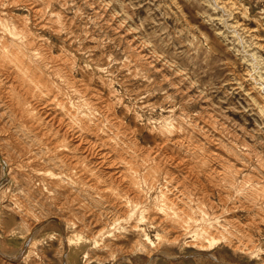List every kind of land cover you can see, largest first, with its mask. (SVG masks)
Returning <instances> with one entry per match:
<instances>
[{
    "label": "rangeland",
    "instance_id": "obj_1",
    "mask_svg": "<svg viewBox=\"0 0 264 264\" xmlns=\"http://www.w3.org/2000/svg\"><path fill=\"white\" fill-rule=\"evenodd\" d=\"M0 14V42H10L4 50L12 53L0 65L8 78L0 92V156L7 162L0 159V264L264 263V0H0ZM19 51L29 60L24 79L37 71L51 81L49 91L32 83L54 102L42 109L36 143L26 141L12 102ZM84 116L124 147L113 157L118 184L97 181L96 190L110 198L95 217L88 195L64 180L76 168L51 160L62 151L66 122ZM39 176L64 177L65 187ZM131 226L160 256L137 249Z\"/></svg>",
    "mask_w": 264,
    "mask_h": 264
},
{
    "label": "bare ground",
    "instance_id": "obj_2",
    "mask_svg": "<svg viewBox=\"0 0 264 264\" xmlns=\"http://www.w3.org/2000/svg\"><path fill=\"white\" fill-rule=\"evenodd\" d=\"M2 1V0H1ZM11 1V0H10ZM8 2V1H7ZM6 2V3H7ZM27 3V2H26ZM43 3V2H42ZM218 3V2H217ZM224 3V2H223ZM5 4V3H4ZM8 4H9V2H8ZM7 4V5H8ZM23 4H24V2H23ZM64 4V3H63ZM7 5H5V7L7 6ZM10 5H12L13 6V4H10ZM20 6H22L21 4H19ZM40 6V5H39ZM39 6H38V8H39ZM55 6V5H54ZM9 7V6H8ZM11 7V6H10ZM14 7V6H13ZM12 7V8H13ZM29 7V6H28ZM27 7V8H28ZM3 8V7H2ZM24 8V7H23ZM7 9V8H6ZM2 10V9H1ZM10 12H12L11 10H10ZM65 16V15H64ZM13 17V15H9V17H8V15H7V17L6 18H12ZM58 17H60V16H58ZM2 19H4L5 20V17H2V14H0V23H1V21H2ZM59 19V18H58ZM8 20V19H7ZM24 20V19H23ZM19 25V24H18ZM61 26V25H60ZM15 34H16V32H15ZM62 35V34H61ZM5 38V37H4ZM1 44H0V65H2V64H4L5 62H7V61H10L11 60V58H9V55L10 56H12V53L11 52H9L10 54H8V55H6L7 54V52L4 50L5 48H7L6 47V45H8L10 42H8L6 39L4 40V41H2V42H0ZM11 45H13V44H11ZM46 45V44H45ZM49 45V44H48ZM36 50H37V48H36ZM55 51V50H54ZM20 53H17V58L15 59V57H12L13 58V60H14V64H15V62H17V73H19V75L17 76V80H18V86H17V90L15 91L13 88L10 90L11 91V93H12V95H13V99L12 98H10V99H12V102H14L15 100H16V102H17V112H15V113H17V117L16 118H19V121H18V123L20 122V119L22 120V122L24 123V127H25V130H23V132H24V134L27 136L26 137V141L27 142H32V141H34L35 140V142L34 143H36V139H40V129H38V127H39V125H41L42 124V126H44L45 124H44V118H45V116L44 117H42V115H44V113H43V110L42 109H44L43 107H45V106H50V104L52 103L51 102V99H49V97H48V95L47 94H45V95H42L40 92H42V90L41 89H39V90H35L34 88V85L32 84V83H35V86L36 87H41V88H43L44 90H46V91H49V88H50V84H51V81L50 80H46V79H48V78H46V79H44V78H42L41 77V75H39V73L36 71V72H33V75H32V77H30L29 79H24V78H27V77H25L26 76V74H27V70H28V68H29V60H27V63L25 64V53L24 52H22V51H19ZM53 52V51H52ZM58 53V52H57ZM127 58V57H126ZM60 59V58H59ZM54 60V59H53ZM58 60V58L56 59V61ZM66 60V59H65ZM59 61V60H58ZM61 61V60H60ZM53 62V61H52ZM52 62H51V64H52ZM65 62V61H64ZM67 62V61H66ZM50 63V62H49ZM51 64H50V68L51 67H53V66H51ZM48 65V64H47ZM52 65H54V64H52ZM55 65H56V63H55ZM59 65V64H58ZM62 65V64H61ZM9 67V66H8ZM48 69V67L46 68V70ZM70 69V68H69ZM7 70V69H6ZM49 70V69H48ZM51 70V69H50ZM55 70V69H54ZM84 70V69H83ZM12 71V70H11ZM38 71H39V69H38ZM69 71V70H68ZM7 72V71H6ZM45 72V71H44ZM51 72H52V70H51ZM54 72V71H53ZM57 72V71H56ZM59 72H61V71H59ZM65 72V71H64ZM70 72V71H69ZM58 73V72H57ZM72 73V72H71ZM86 73V72H85ZM61 74H62V72H61ZM83 74V73H82ZM146 74V73H145ZM23 75V76H22ZM25 75V76H24ZM53 75V74H52ZM67 75V74H66ZM69 75V74H68ZM77 75V74H76ZM137 75H138V73H137ZM140 75V74H139ZM43 76H45V75H43ZM59 76H61V75H59ZM63 76V75H62ZM85 76V75H84ZM83 76V77H84ZM91 76V75H90ZM125 76V75H124ZM136 76V75H135ZM142 76H144L143 74H142ZM69 77V76H68ZM75 77V76H74ZM89 77V76H88ZM50 78V77H49ZM55 78V77H54ZM57 78H58V76H57ZM76 78V77H75ZM80 78V77H79ZM53 79V78H52ZM70 79V78H69ZM72 79V78H71ZM148 80V79H147ZM7 81H8V78H7V76H3V73L1 72V70H0V92H1V88L2 87H5L6 85V83H7ZM48 81H50V82H48ZM16 82V81H15ZM53 82V81H52ZM66 82H69V81H66ZM85 82V81H84ZM91 82H92V80H91ZM95 82V81H94ZM143 82V81H142ZM148 82V81H147ZM59 83V82H58ZM78 83V82H77ZM90 83V82H89ZM93 83V82H92ZM144 84H145V82H144ZM64 85V84H63ZM95 85V84H94ZM9 86V85H8ZM7 86V87H8ZM53 86H54V83H53ZM72 86V85H71ZM76 86V85H75ZM78 86V85H77ZM95 86H97V85H95ZM94 86V87H95ZM66 87V86H65ZM99 87V86H98ZM70 88V87H69ZM51 89V88H50ZM53 89V88H52ZM59 89H60V87H59ZM89 89V88H88ZM98 88H96V90H97ZM41 90V91H40ZM99 90V89H98ZM97 90V91H98ZM82 91V90H81ZM88 91H91V89H89ZM143 91V90H142ZM72 92V89H71V91L69 92V93H71ZM82 92H84V91H82ZM134 92V91H133ZM4 93H6V92H4ZM39 93V94H38ZM53 93V92H52ZM52 93H50L52 96H53V94ZM73 93V92H72ZM90 93V92H89ZM99 93V95H100V92H98ZM102 93V92H101ZM138 93V92H137ZM144 93V92H143ZM49 94V93H48ZM82 94V93H81ZM83 94H85V93H83ZM91 94H92V91H91ZM103 94V93H102ZM134 94V93H133ZM2 95H3V92H2ZM1 95V96H2ZM50 95V96H51ZM57 94H55V96H56ZM70 95V94H69ZM76 95V94H75ZM90 95V94H89ZM138 95V94H137ZM136 95V96H137ZM139 95H140V93H139ZM4 96V95H3ZM54 96V97H55ZM85 96V95H84ZM88 96V95H87ZM86 96V97H87ZM92 96V95H91ZM96 96V95H95ZM135 96V95H134ZM135 96V97H136ZM148 96V95H147ZM61 97V96H60ZM69 97V96H68ZM75 97V96H74ZM77 97V96H76ZM88 97H90V96H88ZM92 97H94V96H92ZM5 98H7V96L5 97ZM9 98V97H8ZM80 98H82V96L80 97ZM102 98H104L103 96H102ZM102 98H99V99H102ZM106 98V97H105ZM144 98V97H143ZM157 98V97H156ZM263 98H264V96H263ZM86 99V98H85ZM98 99V98H97ZM96 99V100H97ZM98 99V100H99ZM107 99V98H106ZM105 99V100H106ZM3 100V99H2ZM14 100V101H13ZM56 100V99H55ZM76 100V99H75ZM74 100V101H75ZM91 100V99H90ZM95 100V101H96ZM110 100V99H109ZM1 101V100H0ZM74 101H72V102H74ZM4 102V101H3ZM84 102V101H83ZM104 102V101H103ZM9 103V102H8ZM15 103V102H14ZM57 103V102H56ZM75 103V102H74ZM92 103H93V101H92ZM3 104V103H2ZM1 104V105H2ZM52 104H54V102L52 103ZM51 104V105H52ZM68 104V103H67ZM95 104H96V102H95ZM99 104V103H98ZM100 104H102V103H100ZM103 104H105V102L103 103ZM0 105V106H1ZM4 105H6V104H4ZM9 105H10V103H9ZM56 105L57 104H55V105H53V106H55L56 107ZM70 105V104H69ZM97 105V104H96ZM116 105V104H115ZM119 105V104H118ZM122 105V104H121ZM160 105V104H159ZM264 105V104H263ZM64 106V105H63ZM71 106V105H70ZM99 106V105H98ZM108 106V105H107ZM112 106H114V105H112ZM128 106V105H127ZM152 106H154V105H152ZM6 107V106H5ZM12 107V106H11ZM58 107V106H57ZM60 107V106H59ZM65 107V106H64ZM68 107V106H67ZM67 107H66V109H67ZM73 107V106H72ZM109 107H110V105H109ZM116 107V106H115ZM114 107V108H115ZM163 107V106H162ZM7 108V107H6ZM13 109H14V105H13V107H12ZM49 108V107H48ZM52 108V107H51ZM111 108H113V107H111ZM110 108V109H111ZM158 108V107H157ZM164 108V107H163ZM50 109V108H49ZM48 109V110H49ZM58 109V108H57ZM68 109H71V108H68ZM88 109V108H87ZM90 109V108H89ZM121 109V108H120ZM122 109H123V107H122ZM144 109V108H143ZM15 110V109H14ZM13 110V111H14ZM46 110V109H45ZM56 110V109H55ZM73 110V109H72ZM70 111V112H73V111ZM75 110V109H74ZM77 110V109H76ZM98 110H100V109H98ZM125 110V109H124ZM162 110V109H161ZM6 111H8V109L6 110ZM62 111V110H61ZM61 111L59 112V114L61 113ZM133 111V110H132ZM4 112V111H3ZM66 112V111H65ZM77 112V111H76ZM99 112V111H98ZM97 112V113H98ZM101 112V111H100ZM99 112V113H100ZM115 112V111H114ZM122 112V111H121ZM121 112H119V113H121ZM124 112V111H123ZM143 112V111H142ZM1 113V112H0ZM7 113H9V112H7ZM7 113H5V114H7ZM55 113V112H54ZM77 113H79V112H77ZM81 113V112H80ZM88 113H91L90 111H88ZM96 113V114H97ZM102 113V112H101ZM130 113H132V112H130ZM144 113V112H143ZM5 114H3L4 116H5ZM94 114V113H93ZM112 114V113H111ZM151 114V113H150ZM169 114V113H168ZM11 115H13V114H10V116ZM65 115V114H64ZM74 115V114H73ZM73 115H71V116H73ZM78 115H81V114H78ZM83 115V114H82ZM114 115H116V113L114 114ZM113 115V116H114ZM129 115V114H128ZM133 116L135 115V114H132ZM7 116V115H6ZM48 116V115H47ZM49 116H51V115H49ZM56 116H58V115H56ZM62 116V115H61ZM121 116V115H120ZM133 116H129V117H133ZM9 117V116H8ZM59 117H60V115H59ZM66 117H69V116H66ZM92 118H91V122L89 121V118L90 117H88V118H85V116H84V118L80 121V123L78 122V123H75L76 125H70L71 123L70 122H66V127H65V129L63 130V133H61V134H59V136H58V138L59 139H61L60 141H61V144H60V146H62L63 148H62V151H60V152H55V154L53 155V156H51L52 157V161H54V164L55 165H57V166H60V167H62V168H65V169H70V168H76L75 170H74V172H73V174L71 175V176H67V177H63L64 178V180H67V182L70 184V187L71 186H73V185H75V188L77 189V191H81L82 192V194H84V195H88V197H89V200H90V204L93 206V207H95V210L94 211H91V213L90 214H92V216H98V214L100 213V207L102 206V204L106 201V203H107V206H108V202H107V198H110V197H108V196H106V194H104V193H100L99 191H97L96 190V188L98 187L96 184L98 183V182H103V183H106L107 185H109V186H112V185H116V184H118L117 182H119V180H121V177L120 176H115V177H112V175L114 174V173H112L116 168H119L118 167V165H116V163L114 162V160H113V157L115 156V155H117V154H119V152H120V156H121V153L124 151V147H123V144L119 141V138L116 140V138H114V139H112L111 138V136H109V133H107V132H105L103 129H101L100 127H99V124H98V121H97V119H95L93 116H91ZM119 117V116H118ZM128 117V118H129ZM63 118H64V116H63ZM70 118V117H69ZM73 118V117H72ZM71 118V119H72ZM80 117H78L77 119H79ZM112 118V117H111ZM127 118V117H126ZM57 119V118H56ZM59 119V118H58ZM61 119H62V117H61ZM65 119H67V118H65ZM65 119H63V120H65ZM75 119V118H74ZM115 119H117L116 117H115ZM119 119H120V117H119ZM125 119V118H124ZM151 119V118H150ZM156 119H158V118H156ZM162 119V118H161ZM4 120V119H3ZM16 120V119H15ZM18 120V119H17ZM16 120V121H17ZM49 120V119H48ZM47 120V121H48ZM60 120V119H59ZM114 120V119H113ZM9 121V120H8ZM7 121V122H8ZM11 121V120H10ZM66 121V120H65ZM64 121V122H65ZM106 121H108V120H106ZM117 121V120H116ZM122 121V120H121ZM120 121V122H121ZM131 121V120H130ZM61 122V121H60ZM73 122H77L76 120L75 121H73ZM105 122V121H104ZM128 122V121H127ZM134 122V121H133ZM136 122V121H135ZM146 122V121H145ZM156 122V121H155ZM157 122H159V121H157ZM205 122V121H204ZM12 123V122H11ZM47 123V122H46ZM112 123H114V122H112ZM121 123H123V121L121 122ZM124 123H125V121H124ZM132 123V122H131ZM152 123V122H151ZM8 124V123H7ZM20 124V123H19ZM44 124V125H43ZM62 124V123H61ZM60 124V125H61ZM115 124V123H114ZM117 124V123H116ZM115 124V125H116ZM126 124V123H125ZM129 124V123H128ZM145 124V123H144ZM156 124V123H155ZM160 124V123H159ZM171 124V123H170ZM175 124V123H174ZM2 125V124H1ZM0 125V126H1ZM4 125H6V124H4L3 123V127H4ZM23 125V124H22ZM59 125V124H58ZM132 125H133V123H132ZM161 125V124H160ZM177 125V124H176ZM7 126V125H6ZM9 126V125H8ZM41 126V127H42ZM46 126H48V125H46ZM63 126V125H62ZM61 126V127H62ZM103 126H105V125H103ZM120 126H121V124H120ZM129 126V125H128ZM131 126V125H130ZM129 126V127H130ZM134 126V125H133ZM159 126V125H158ZM11 127V126H10ZM18 127H20V125L18 126ZM40 127V128H41ZM59 127V126H58ZM124 127H126V126H124ZM157 127V126H156ZM170 127V126H169ZM1 128H2V126H1ZM16 128V127H15ZM22 128V127H21ZM47 128V127H46ZM120 128V127H119ZM127 128V127H126ZM161 128V127H160ZM8 129V128H7ZM7 129H5V130H7ZM12 129V128H11ZM19 129V128H18ZM23 129V128H22ZM53 129H55V128H53ZM60 129V128H59ZM124 129V128H123ZM129 129V128H128ZM130 129H132V128H130ZM129 129V130H130ZM164 129L166 130V128L164 127ZM2 130V129H1ZM5 130H2V131H4L3 133H5ZM37 130V131H36ZM49 130L50 129H48V132H49ZM61 130V129H60ZM121 130V129H120ZM143 130V129H142ZM155 130V129H154ZM169 129L167 128V130L166 131H168ZM46 131H47V129H46ZM133 131V130H132ZM12 132V131H11ZM14 132H16V131H14ZM18 132V131H17ZM19 132H21V131H19ZM54 133H56V135H57V133H58V131L57 130H54L53 131ZM120 132V131H119ZM141 132V131H140ZM171 132V131H170ZM174 132V131H173ZM178 132H180V130L178 131ZM1 133V132H0ZM2 133V134H3ZM43 133H45V132H43ZM116 133V132H115ZM166 133V132H165ZM164 133V134H165ZM182 133H183V131H182ZM6 134H7V132H6ZM17 134V133H16ZM20 134V133H19ZM47 134V133H46ZM51 134V133H50ZM50 134H49V136H50ZM114 134V133H113ZM137 134V133H136ZM136 134H135V136H136ZM147 134V133H146ZM173 134H175V133H173ZM179 134V133H178ZM188 134H190V133H188ZM187 134V135H188ZM4 135V134H3ZM15 135V134H14ZM66 135H67V138H68V140H67V138H65L66 137ZM134 135V134H133ZM152 135V134H151ZM151 135H149V137L151 136ZM158 135V134H157ZM157 135H155V136H157ZM167 135H169V134H167ZM11 136V135H10ZM13 136V135H12ZM19 136V135H18ZM21 137H22V134L20 135ZM19 136V138H21ZM24 136V135H23ZM46 136V135H45ZM135 136L134 137H132L133 139H135ZM141 136V135H140ZM146 136H148V135H146ZM159 136V135H158ZM181 136V135H180ZM3 137V136H2ZM142 137H143V135H142ZM141 137V138H142ZM144 137H145V135H144ZM153 137H154V135H153ZM182 137H186V138H188L187 136H184V135H182ZM0 138H1V136H0ZM3 138H5V137H3ZM23 138H25V137H23ZM42 138V137H41ZM45 138H47V136L45 137ZM53 138V137H52ZM145 138H147V137H145ZM144 138V139H145ZM156 138H158V137H156ZM211 138V137H210ZM17 139V138H16ZM38 139V140H39ZM53 139H55V138H53ZM57 139V138H56ZM129 139V138H128ZM131 139V138H130ZM133 139H131V140H133ZM137 139V138H136ZM135 139V140H136ZM148 139V138H147ZM146 139V140H147ZM159 139V138H158ZM175 139V138H174ZM190 141H192V139L190 138V136H189V138H188ZM188 139H187V141H188ZM203 139V138H202ZM9 140L13 143L14 142V139H10V137H9ZM40 140H42V139H40ZM134 140V141H135ZM162 141L161 142H163V139H161ZM177 140H179V139H177ZM1 141H3V140H1ZM54 141V140H53ZM119 141V142H118ZM151 141H154V139H152V140H150V142ZM160 141V140H159ZM7 142V141H6ZM5 142V143H6ZM38 142V141H37ZM56 142V141H55ZM57 142H59L58 141V139H57ZM56 142V143H57ZM125 142H127V141H125ZM125 142H123V143H125ZM160 142V143H161ZM181 142V141H180ZM194 142V141H193ZM192 142V143H193ZM4 143V142H3ZM143 143V142H142ZM154 143V142H153ZM164 143V142H163ZM17 144H18V146H19V148H26L27 147V145H25V142L23 143V144H21V141H19V140H17ZM39 144V143H38ZM46 144V143H45ZM44 144V145H45ZM48 144V143H47ZM46 144V145H47ZM150 144V143H149ZM167 144H168V142H167ZM206 144V143H205ZM8 145V144H7ZM40 145V144H39ZM54 145V144H53ZM144 145V143L142 144V146ZM171 145V144H170ZM181 145V144H180ZM38 146V145H37ZM52 146V145H51ZM207 146H208V144H207ZM29 147V146H28ZM42 147V146H41ZM47 147H49V146H47ZM57 147V146H56ZM139 147V146H138ZM154 147V146H153ZM152 147V148H153ZM195 147H196V145H195ZM204 147V146H203ZM30 148V147H29ZM33 148V147H32ZM143 148V147H142ZM145 148V147H144ZM155 148V147H154ZM163 148H164V146H163ZM184 148V147H183ZM198 148V147H197ZM36 149V148H35ZM15 150V149H14ZM14 150H13V152H14ZM139 150V149H138ZM149 150H151V148L149 149ZM29 151V150H28ZM128 151V150H127ZM130 151V150H129ZM159 151H161L160 149H159ZM163 151V150H162ZM184 151V150H183ZM118 152V153H117ZM143 152V151H142ZM146 152V151H145ZM168 152V151H167ZM170 152V151H169ZM186 152V151H185ZM189 152V151H188ZM41 153V152H40ZM43 153V152H42ZM68 153H70V155L71 156H69V159L70 158H72L73 159V161H70L69 159H68V157L66 156V154H68ZM129 153V152H128ZM136 153H138V152H136ZM160 153V152H159ZM23 154V153H22ZM124 154V153H123ZM131 154V153H130ZM135 154V153H134ZM134 154H132V155H134ZM155 154V153H154ZM33 155V154H32ZM138 155V154H137ZM140 155H141V153H140ZM144 155V154H143ZM125 156V155H124ZM139 157V156H138ZM116 158H119L120 159V157L117 155L116 156ZM0 159H1V161H2V163H3V165L5 166V165H7L6 163V159L3 157V156H0ZM55 159V160H54ZM124 159H126V158H124ZM201 159H202V157H201ZM127 160H128V158H127ZM168 160V159H167ZM166 160V161H167ZM200 160V159H199ZM223 160V159H222ZM12 161V160H11ZM15 161V160H14ZM30 161V160H29ZM34 161H35V159H34ZM33 161V162H34ZM120 161V160H119ZM119 161H117V162H119ZM122 161V160H121ZM121 161H120V164H122L121 163ZM126 161V160H125ZM163 161V160H162ZM13 162V161H12ZM25 162V161H24ZM24 162L22 163V166H23V164H24ZM141 162V161H140ZM169 162V161H168ZM176 162V161H175ZM200 162V161H199ZM207 162V161H206ZM35 163V162H34ZM142 163V162H141ZM15 164H17V163H15ZM31 164V163H30ZM37 164H39L38 162H37ZM41 164V163H40ZM201 164V163H200ZM32 165V164H31ZM35 165V164H34ZM42 165V164H41ZM125 165V164H124ZM138 165V164H137ZM177 165V164H176ZM202 165V164H201ZM33 166V165H32ZM38 167L40 166V165H37ZM37 166H36V168H37ZM120 166H123V164L122 165H120ZM11 167H12V165H11ZM24 167V166H23ZM33 167H35V166H33ZM124 167V166H123ZM209 167V166H208ZM29 168H31V167H29ZM36 168H34V169H36ZM42 169H43V167H41ZM25 169V168H24ZM33 169V168H32ZM210 169V168H209ZM21 170V169H20ZM26 171H27V169H25ZM38 170V169H37ZM162 170V169H161ZM14 171V170H13ZM18 172V170L15 172V173H17ZM30 172H32V171H30ZM127 172V171H126ZM125 172V173H126ZM159 172V171H158ZM216 172V171H215ZM14 173V172H13ZM13 173H11V174H13ZM163 173V172H162ZM214 173V172H213ZM7 174V173H6ZM5 174V175H6ZM10 174V175H11ZM157 174V173H156ZM53 175V174H52ZM139 175V174H138ZM8 176V175H7ZM13 176H14V174H13ZM20 176V175H19ZM216 176V175H215ZM15 177V176H14ZM50 177V176H49ZM141 177V176H140ZM63 178H59V179H55V180H53V179H50V178H48V177H43V176H39V177H37L36 179L39 181V182H41L42 184H45V185H49V186H53V187H62V186H64L65 187V185H63V182H64V180H63ZM131 178V177H130ZM29 179V177H27V180ZM30 179H32V180H34V177H31ZM219 179V178H218ZM16 180V179H15ZM23 180V179H22ZM98 181V182H97ZM73 184V185H72ZM156 186V185H155ZM158 186V185H157ZM35 187V186H34ZM33 187V188H34ZM169 187H170V185H169ZM230 187V186H229ZM56 188V189H57ZM138 188H139V186H138ZM68 190H69V188H67ZM74 189V188H73ZM141 189V188H140ZM144 189V188H143ZM164 189V188H163ZM142 190V189H141ZM145 190V189H144ZM169 190H170V188H169ZM173 190V189H172ZM121 191V190H120ZM168 190H166V192H167ZM171 191V190H170ZM173 192V191H172ZM133 193L134 194H137V190H133ZM174 193V192H173ZM172 193V194H173ZM95 194H97V195H95ZM154 194V193H153ZM166 195V194H165ZM175 195H177V194H175ZM131 196V195H130ZM172 197H174L173 195H171ZM9 197V196H8ZM74 197V196H73ZM140 197V196H139ZM141 197H143L142 195H141ZM161 197V196H160ZM177 197V196H176ZM133 198V197H132ZM170 198V197H169ZM168 198V199H169ZM181 198V197H180ZM72 199V198H71ZM166 199H167V197H166ZM166 199H165V203L164 204H166ZM143 200V199H142ZM164 201V200H163ZM171 201H172V199H171ZM176 201H177V198H176ZM253 201V200H252ZM132 203H136L135 201L133 202V201H131ZM168 202H170L169 200H168ZM179 202H181V201H179ZM162 203V202H161ZM176 203V202H175ZM253 203V202H252ZM138 204V203H137ZM9 205V204H8ZM77 205V204H76ZM107 206H104L105 208L107 207ZM123 206V205H122ZM122 206H119V207H122ZM131 206H132V204H131ZM167 206H168V203H167ZM115 207V206H114ZM118 207V206H117ZM135 207H136V205H135ZM12 208H14V207H12ZM116 208V207H115ZM128 208V207H127ZM130 208V207H129ZM173 208V207H172ZM171 208V209H172ZM10 209V208H9ZM114 209V208H113ZM120 209V208H119ZM18 210V209H17ZM22 210V209H21ZM24 210V209H23ZM27 210V209H26ZM26 210H24V211H26ZM112 211V210H111ZM115 211V210H114ZM113 211V212H114ZM183 211V210H182ZM185 211V210H184ZM8 212V211H7ZM85 212V211H84ZM9 213V212H8ZM10 213H11V211H10ZM14 213V212H13ZM83 213V212H82ZM115 213H117V212H115ZM144 213H146V212H144ZM181 213H183V212H181ZM187 213V212H186ZM25 214V213H24ZM87 214H89V213H87ZM123 214V213H122ZM122 214H120L121 216H122ZM125 214V213H124ZM86 215V214H85ZM107 215H109V214H107ZM115 215V214H114ZM117 215H118V213H117ZM116 215V216H117ZM126 215V214H125ZM145 215V214H144ZM26 216V215H25ZM120 216V217H121ZM27 217V216H26ZM119 217V218H120ZM173 217V216H172ZM182 217H184V216H182ZM186 217V216H185ZM184 217V218H185ZM113 218H115V217H113ZM123 218V217H122ZM121 218V219H122ZM22 219V218H21ZM91 219V218H90ZM106 219V218H105ZM104 219V220H105ZM108 219V218H107ZM172 219V218H171ZM176 220H177V218H176ZM175 220V221H176ZM89 221V220H88ZM174 221V222H175ZM186 221V220H185ZM183 222H184V220H183ZM87 223V222H86ZM95 223V222H94ZM155 223V222H154ZM154 223L152 224H150V225H152L153 227H154ZM187 223V222H186ZM29 225V227H30V229H32L33 230V228H34V224H32V223H28ZM82 224V223H81ZM88 224V223H87ZM96 224L98 225V223L96 222ZM148 224H149V222H148ZM174 224V223H173ZM184 224V223H183ZM34 225V226H33ZM170 226H171V224H169ZM201 225V224H200ZM88 226V225H87ZM94 226V225H93ZM92 226V227H93ZM166 226V225H165ZM180 226V225H179ZM187 224H185V225H181L180 227H182L183 229H181L184 233H186V229H187ZM206 226V225H205ZM33 227V228H32ZM100 227V226H99ZM98 227V228H99ZM158 227V226H157ZM173 227H174V225H173ZM173 227H170V228H173ZM189 227H191V226H189ZM201 227H203V226H201ZM93 228H95V226L93 227ZM92 228V229H93ZM96 228H97V226H96ZM97 228V229H98ZM119 228V227H118ZM117 228V229H118ZM169 228V227H168ZM89 229H91V227L89 226ZM121 229V228H120ZM202 229V228H201ZM130 230V229H129ZM128 230V231H129ZM164 230V229H163ZM171 230V229H170ZM174 230V229H173ZM203 230V229H202ZM211 230V229H210ZM125 231V230H124ZM201 231V230H200ZM131 234H133V235H137L138 236V238H139V242H138V244H136V246H137V249L140 251V252H143V253H146L147 255H148V257L150 258V257H155V256H160V254L158 253V252H156V251H154V250H152L151 248H150V246L147 244V241H146V239L145 238H141V237H139V230L137 231V228L135 227H133V226H131ZM170 232V231H169ZM203 232V231H202ZM90 233V232H89ZM104 233V232H103ZM118 233V232H117ZM119 233L121 234V231H119ZM123 233V232H122ZM127 233V232H126ZM204 233V232H203ZM202 233V234H203ZM130 234V235H131ZM90 235V234H89ZM117 235H119V234H117ZM166 235V234H165ZM168 235H170V234H168ZM167 235V236H168ZM172 235V234H171ZM170 235V236H171ZM181 235H182V233H181ZM115 236H116V231H115ZM175 236V235H174ZM179 236V235H178ZM226 236V235H225ZM95 237V236H94ZM93 237V238H94ZM169 237V236H168ZM206 237V236H205ZM223 237H224V235H223ZM166 238V237H165ZM172 238H175V237H173L172 236ZM233 238V237H232ZM177 239V238H176ZM191 239V238H190ZM237 239V238H236ZM147 240H148V238H147ZM233 240V239H232ZM238 240H240V239H238ZM168 241V240H167ZM193 242H194V240H192ZM226 241V240H225ZM171 242V241H170ZM188 242V241H187ZM196 242H197V240H196ZM195 242V243H196ZM224 242V241H223ZM226 242H228V240L226 241ZM98 243V242H97ZM100 243V242H99ZM190 243V242H189ZM237 243H238V241H237ZM200 244V243H199ZM225 244H227V243H225ZM243 244V243H242ZM101 245V244H100ZM202 245V244H201ZM206 245V244H205ZM233 245V244H232ZM237 245V244H236ZM241 245V244H240ZM246 247V246H245ZM253 249V248H252ZM138 250H136V251H138ZM138 251V252H139ZM163 253V252H162ZM126 256V255H125ZM170 256V255H169ZM176 256V255H175ZM127 257V256H126ZM125 257V258H126ZM210 257V256H209ZM88 258V257H87ZM128 258V257H127ZM149 258H148V260H149ZM157 258V257H156ZM89 260L91 259L90 257L88 258ZM87 259V260H88ZM8 260H10V259H8ZM88 260V261H89ZM132 261V260H131ZM262 264H264V263H262Z\"/></svg>",
    "mask_w": 264,
    "mask_h": 264
}]
</instances>
